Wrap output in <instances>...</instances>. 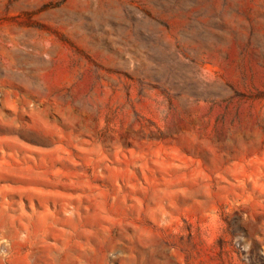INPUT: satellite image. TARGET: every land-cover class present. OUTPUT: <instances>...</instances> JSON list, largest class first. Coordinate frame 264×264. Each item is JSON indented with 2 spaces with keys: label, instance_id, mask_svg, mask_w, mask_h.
Instances as JSON below:
<instances>
[{
  "label": "rangeland",
  "instance_id": "obj_1",
  "mask_svg": "<svg viewBox=\"0 0 264 264\" xmlns=\"http://www.w3.org/2000/svg\"><path fill=\"white\" fill-rule=\"evenodd\" d=\"M0 264H264V0H0Z\"/></svg>",
  "mask_w": 264,
  "mask_h": 264
}]
</instances>
